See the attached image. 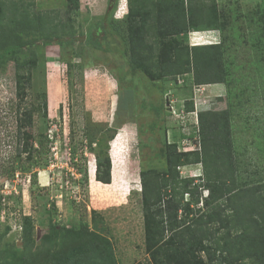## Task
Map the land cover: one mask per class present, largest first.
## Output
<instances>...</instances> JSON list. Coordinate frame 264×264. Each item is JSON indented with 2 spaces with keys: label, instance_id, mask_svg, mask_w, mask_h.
<instances>
[{
  "label": "rangeland",
  "instance_id": "1",
  "mask_svg": "<svg viewBox=\"0 0 264 264\" xmlns=\"http://www.w3.org/2000/svg\"><path fill=\"white\" fill-rule=\"evenodd\" d=\"M20 1L31 4L35 13L58 11L64 23H73L61 39L17 48L19 59L34 52L37 61L23 101L16 97L13 56L0 60V264H59L74 254L82 264H97L91 248L101 240L107 241L115 264H150L139 172L165 169L168 142H175L182 153L198 149L194 120L185 118L182 125L170 113L190 100L196 114L228 111L234 189L264 184V61H258L249 38L261 24L254 13L264 0L202 1L204 17L217 16L227 80L231 93L242 100L241 109L235 99H227L224 84L198 90L189 78L183 85L170 78L152 82L136 69L130 54L128 0H79L74 13L66 12L67 0ZM190 36L195 45L217 39L211 31ZM144 41L150 42V36ZM42 94L47 116L38 109L32 127L22 130L33 134L34 152L18 157V118L24 117L23 107L38 106ZM168 98L173 101L169 105ZM211 150L207 145L198 152ZM105 155L111 173L114 169L109 184L94 175L95 157ZM188 159L178 168L181 178L200 176L202 165L195 164L192 155ZM201 193L202 198L207 195ZM24 216L32 219L28 246L22 245L18 226Z\"/></svg>",
  "mask_w": 264,
  "mask_h": 264
},
{
  "label": "trees",
  "instance_id": "2",
  "mask_svg": "<svg viewBox=\"0 0 264 264\" xmlns=\"http://www.w3.org/2000/svg\"><path fill=\"white\" fill-rule=\"evenodd\" d=\"M202 1L128 0L131 60L152 82L170 78L183 85L184 79L189 78L192 87L224 84L227 99H235L234 104L241 109L242 100L231 93V82L227 80L224 43L189 47L185 39L190 32L220 30L216 28V14L212 15L213 20L204 17L206 5ZM78 8L79 0H67V13H74ZM263 13L264 1L254 13L261 24L257 21L256 29L249 35L260 62L264 61L260 55V52L264 54ZM70 23H64L58 11L35 13L31 4L0 0V49L3 53L0 60L5 55L14 58L17 99L24 100L25 88L31 84L32 71L37 66L34 52L28 59L18 58L20 46L32 45L37 40L61 39L67 35ZM145 36H150V42L144 41ZM40 102L36 107H23L24 117L18 118L16 139L22 142L17 150L18 157L34 152L33 134L22 130L32 127L33 115L38 109L42 110V117L47 116L45 94ZM183 107L186 115L193 114L191 100L184 102ZM228 117L227 110L198 113V149L182 153L177 151L175 142L166 143L165 169L139 172L145 253L150 264H264V184L242 191L234 189L236 170L226 128ZM181 137L187 139L184 134ZM207 145H211V152L204 151L201 155L199 148L203 152ZM190 155L195 164L202 165L203 172L197 177L181 178L178 168L189 162ZM94 172L96 181L110 183L108 155L95 157ZM202 191L207 192L203 198ZM185 196L188 197L186 201ZM226 210H231L232 215L224 214ZM19 222L22 245L28 246L33 239L32 219L24 216ZM107 247V241L101 240L91 248L97 264H115ZM79 259L75 254L67 255L59 264H82Z\"/></svg>",
  "mask_w": 264,
  "mask_h": 264
},
{
  "label": "clouds",
  "instance_id": "3",
  "mask_svg": "<svg viewBox=\"0 0 264 264\" xmlns=\"http://www.w3.org/2000/svg\"><path fill=\"white\" fill-rule=\"evenodd\" d=\"M216 45V44H215ZM219 85V84H218ZM196 88V87H195ZM200 88L201 87H197V89L198 90H200ZM197 89H196V91H197ZM195 91V92H196ZM171 98V97H170ZM170 98H168L167 99V102H168V104L167 105H169L170 103H172L173 101L170 99ZM193 103H195L194 102V100H193ZM171 108V107H170ZM175 108V107H174ZM171 110V116H172V118L173 119H175L176 121H178L180 124H182V125H185L186 124V122H188V120L189 119H187V118H192V120H194V122L195 123H193V125L196 127L197 126V114L195 113V110L193 111V114H185V112H184V107H182V109L181 110H178V109H170ZM173 114V115H172ZM185 118H186V122H184V120H185ZM181 122H184V123H181ZM168 144H169V142H168ZM185 146L183 147V149H186L187 150V147H186V144H184ZM194 149H196V148H192V150L191 151H193ZM189 151V150H188ZM188 151H185V152H188ZM95 171V170H94Z\"/></svg>",
  "mask_w": 264,
  "mask_h": 264
},
{
  "label": "crops",
  "instance_id": "4",
  "mask_svg": "<svg viewBox=\"0 0 264 264\" xmlns=\"http://www.w3.org/2000/svg\"><path fill=\"white\" fill-rule=\"evenodd\" d=\"M211 31V33L213 32V33H215L216 34V40H215V42H212V43H209L208 45H215V44H219L220 43V36H219V33H218V31L217 30H207V31H199V32H190V33H188V41H187V43H188V45L190 46V47H195V46H199V47H201V46H208V45H195V44H192L191 42H190V38H191V33H201V34H206L207 32H210ZM215 38H213V40H214ZM211 42V41H210Z\"/></svg>",
  "mask_w": 264,
  "mask_h": 264
},
{
  "label": "bare ground",
  "instance_id": "5",
  "mask_svg": "<svg viewBox=\"0 0 264 264\" xmlns=\"http://www.w3.org/2000/svg\"><path fill=\"white\" fill-rule=\"evenodd\" d=\"M113 173H114V169H112V173H111V174L113 175ZM113 176H114V175H113ZM112 178H113V177H112Z\"/></svg>",
  "mask_w": 264,
  "mask_h": 264
}]
</instances>
